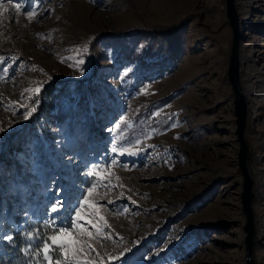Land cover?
<instances>
[{
    "label": "rangeland",
    "instance_id": "1",
    "mask_svg": "<svg viewBox=\"0 0 264 264\" xmlns=\"http://www.w3.org/2000/svg\"><path fill=\"white\" fill-rule=\"evenodd\" d=\"M234 4L247 104L251 260L264 264V0ZM186 18L176 38L140 34L94 42L101 32L169 27ZM233 40L227 0H5L0 155L2 134L40 114L26 130L23 150L1 159L0 245L22 243L31 264L28 227H39L41 236L53 220L67 228L75 222L68 209L87 199L104 205L105 220L88 205L76 208L102 229L88 225L92 237H83L95 252L85 251L81 260L248 264L247 178L229 80ZM78 59L84 63L77 66ZM46 88L55 90L53 98L42 96ZM34 105L25 119L22 113ZM97 166L99 175H89ZM57 189L64 206L53 212Z\"/></svg>",
    "mask_w": 264,
    "mask_h": 264
},
{
    "label": "snow or ice",
    "instance_id": "2",
    "mask_svg": "<svg viewBox=\"0 0 264 264\" xmlns=\"http://www.w3.org/2000/svg\"><path fill=\"white\" fill-rule=\"evenodd\" d=\"M5 6V0H0V7ZM14 8L16 11L20 10V5L15 4ZM30 14L29 18H31ZM86 51V49H85ZM76 65L83 64V59H78L76 62ZM81 74H83L82 69ZM26 91H32L30 89H26ZM35 93L40 92V88H35ZM31 99V97L29 98ZM24 107H27V105H23ZM36 107L35 105L22 113L25 119H28L33 112H35ZM15 111V108L13 109ZM116 129L120 128V124L115 125ZM111 130V129H110ZM135 147V145H134ZM113 152H119V154L124 153H130V149L128 148H113ZM131 154V153H130ZM98 167H94L92 172L89 173V175H99ZM100 184L99 180H96L92 184V188L89 189L88 195H92V191L97 187V185ZM104 187H109V185H103ZM60 189H57V196L59 197ZM55 203L52 207L53 212H57V209L64 206L63 204V197L54 198ZM109 203H112V201H108ZM83 205H88L90 208H95L96 215L99 217V220L103 221L105 220V217L103 215H100L99 209L103 208L104 205H97V204H91L89 200L84 199L83 204L79 203V199H77L76 207L75 208H69L68 211L70 213H73L75 215V222H69V226L67 228L61 227L56 224V221L53 220L50 224L46 225V228L48 229L47 232L41 236L39 232L37 233H29L28 239L34 240V239H41L42 243L39 245H36L35 247H29V249L26 250L27 254L32 258L31 264H95V262H87L85 260H81V256L84 255L85 251H89V254L91 252H95V249L92 248L91 244L89 243L88 239H85L83 237V233L87 234V237H92V231L89 230L88 225H91L93 229H96L97 233L102 231L98 227V225L94 222V219L92 217H86L81 214L80 211H77L76 208H83ZM80 221H84V223H80ZM81 230V231H77ZM105 235H111L110 233H106ZM9 242L13 241L12 236L5 237ZM99 255V253H96ZM123 264H126V261L123 262Z\"/></svg>",
    "mask_w": 264,
    "mask_h": 264
},
{
    "label": "trees",
    "instance_id": "3",
    "mask_svg": "<svg viewBox=\"0 0 264 264\" xmlns=\"http://www.w3.org/2000/svg\"><path fill=\"white\" fill-rule=\"evenodd\" d=\"M189 18H186L180 25H173V26H160V27H155V28H146V27H139V28H134V29H125V30H119V31H105L101 32L98 35L95 36L94 42L98 41H105V40H110V39H115V38H123V37H129L133 35H140V34H149V35H156V36H170L172 38H176V36L179 35V32L183 30V26L185 22H187ZM66 80H58L56 81L57 84H67ZM43 92L42 96L46 95L47 97H54L55 90H52L51 92L47 90ZM42 109V106L39 108ZM40 113L38 112L34 117L29 121L27 124L23 126L22 128L16 129L14 131H10L7 133L2 134V152L0 155V168H3L5 162L1 161V159H8L9 156L13 153H18L23 150V144L25 143L26 139V130L28 127L33 126L37 120H34L35 118L38 117ZM42 209H39V214L43 215ZM65 222V221H63ZM28 234L29 233H37L39 232L41 235V229L33 224H31L28 227ZM28 234L24 238V242H27L28 247H35L36 242L38 240L41 241V239H34V240H29L28 239ZM23 247L22 243L19 244V247L17 248H10L8 245L3 244L0 245L1 251H0V264H25L24 258L22 257L23 255L21 254V248ZM23 258V261L22 259Z\"/></svg>",
    "mask_w": 264,
    "mask_h": 264
},
{
    "label": "water",
    "instance_id": "4",
    "mask_svg": "<svg viewBox=\"0 0 264 264\" xmlns=\"http://www.w3.org/2000/svg\"><path fill=\"white\" fill-rule=\"evenodd\" d=\"M235 0H227V15L229 19V23L233 29L234 40H233V48L231 55V63L229 68V80L232 84L234 95H235V107H236V115L237 125H238V136L241 143V153H240V166L242 168V172L247 178V182L245 185V211L248 214V225H247V262L248 264H252L251 255H252V246H253V237H254V226H253V215L250 207L252 201V182L249 180V176L247 173L245 161L247 156V146L244 140V130L247 120V104L245 101V97L243 95V91L240 84L239 77V40H240V30H239V20L238 15L235 9Z\"/></svg>",
    "mask_w": 264,
    "mask_h": 264
}]
</instances>
